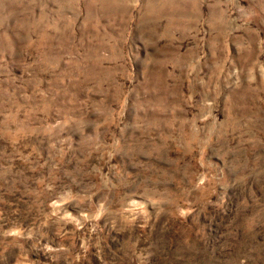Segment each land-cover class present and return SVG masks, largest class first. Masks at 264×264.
I'll return each mask as SVG.
<instances>
[{
	"label": "rangeland",
	"instance_id": "1",
	"mask_svg": "<svg viewBox=\"0 0 264 264\" xmlns=\"http://www.w3.org/2000/svg\"><path fill=\"white\" fill-rule=\"evenodd\" d=\"M0 264H264V0H0Z\"/></svg>",
	"mask_w": 264,
	"mask_h": 264
}]
</instances>
